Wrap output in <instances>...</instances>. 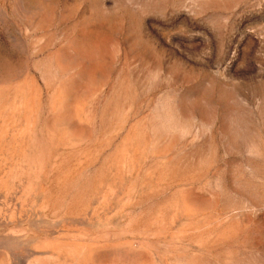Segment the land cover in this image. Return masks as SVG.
<instances>
[{
  "label": "rangeland",
  "instance_id": "rangeland-1",
  "mask_svg": "<svg viewBox=\"0 0 264 264\" xmlns=\"http://www.w3.org/2000/svg\"><path fill=\"white\" fill-rule=\"evenodd\" d=\"M0 264H264V0H0Z\"/></svg>",
  "mask_w": 264,
  "mask_h": 264
}]
</instances>
